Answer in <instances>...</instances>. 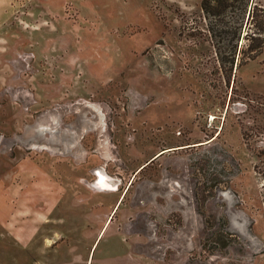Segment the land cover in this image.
<instances>
[{
	"label": "rangeland",
	"instance_id": "1",
	"mask_svg": "<svg viewBox=\"0 0 264 264\" xmlns=\"http://www.w3.org/2000/svg\"><path fill=\"white\" fill-rule=\"evenodd\" d=\"M200 2L0 0V264H264V49Z\"/></svg>",
	"mask_w": 264,
	"mask_h": 264
},
{
	"label": "trees",
	"instance_id": "2",
	"mask_svg": "<svg viewBox=\"0 0 264 264\" xmlns=\"http://www.w3.org/2000/svg\"><path fill=\"white\" fill-rule=\"evenodd\" d=\"M204 34L229 80L233 68L264 49V8L254 0H201Z\"/></svg>",
	"mask_w": 264,
	"mask_h": 264
},
{
	"label": "bare ground",
	"instance_id": "3",
	"mask_svg": "<svg viewBox=\"0 0 264 264\" xmlns=\"http://www.w3.org/2000/svg\"><path fill=\"white\" fill-rule=\"evenodd\" d=\"M98 177H99V179H98V180L96 179L95 187L98 188L99 190H106V189H109V188H108V187H109V184L106 185V184L104 183V181H105V182H108V180H107L105 174L98 172V173H97V178H98Z\"/></svg>",
	"mask_w": 264,
	"mask_h": 264
},
{
	"label": "flooded vegetation",
	"instance_id": "4",
	"mask_svg": "<svg viewBox=\"0 0 264 264\" xmlns=\"http://www.w3.org/2000/svg\"><path fill=\"white\" fill-rule=\"evenodd\" d=\"M99 179V177L97 178V180Z\"/></svg>",
	"mask_w": 264,
	"mask_h": 264
},
{
	"label": "water",
	"instance_id": "5",
	"mask_svg": "<svg viewBox=\"0 0 264 264\" xmlns=\"http://www.w3.org/2000/svg\"><path fill=\"white\" fill-rule=\"evenodd\" d=\"M157 157V156H156Z\"/></svg>",
	"mask_w": 264,
	"mask_h": 264
}]
</instances>
